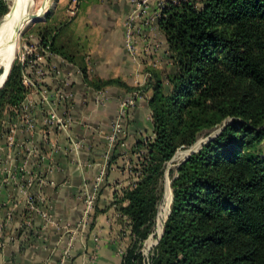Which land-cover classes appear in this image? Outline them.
Wrapping results in <instances>:
<instances>
[{"label": "trees", "instance_id": "16d2710c", "mask_svg": "<svg viewBox=\"0 0 264 264\" xmlns=\"http://www.w3.org/2000/svg\"><path fill=\"white\" fill-rule=\"evenodd\" d=\"M7 10L0 0V17ZM158 27L175 69L166 75L167 92L158 72L144 86L153 138L138 143V180L116 199L131 240L121 264H264V153L257 150L264 140V0L168 3ZM40 40L77 66L87 85L120 83L90 79L86 63L54 36ZM20 71L13 63L0 88V139L2 106L19 104L26 92ZM227 118L176 167L169 214L144 259L138 249L152 231L166 162Z\"/></svg>", "mask_w": 264, "mask_h": 264}, {"label": "crops", "instance_id": "0c3cea01", "mask_svg": "<svg viewBox=\"0 0 264 264\" xmlns=\"http://www.w3.org/2000/svg\"><path fill=\"white\" fill-rule=\"evenodd\" d=\"M82 1L77 0L75 12L80 11ZM134 6L130 0H87L85 14L89 22L86 26L95 36L89 45V56L84 57L88 60V77L118 79L120 83L103 87L107 100L100 104L97 99L102 94L84 82L80 70L66 59L56 60L62 68L61 75L70 81L73 95L67 132L57 133L46 127V159L50 163L49 159L53 158L54 166L43 189L46 204L39 205L43 209L41 214L27 206L19 188L5 177L8 169H0V241L3 243L0 264H121L116 238L125 235L122 229L126 230L127 221L120 218L112 222L109 205L114 190L118 186L130 187L133 181L128 184L136 160L135 145L153 134L148 89L141 97L131 96L135 101L122 116V129L105 163L104 136L111 129L118 100L131 95L137 70L138 63H134L124 45L123 25ZM160 33L167 49L164 35ZM136 44L140 47L143 41L138 39ZM138 56L136 62L145 59L141 52ZM173 71L174 65L169 72ZM57 110L64 109L58 106ZM74 142L76 148L71 144ZM53 143H57L58 150H51ZM129 163L130 169L126 167ZM101 170L104 177L98 183L95 207L88 223L70 235L63 228L80 220L82 203L78 191L82 185L93 188ZM68 240L73 242L68 256L64 257Z\"/></svg>", "mask_w": 264, "mask_h": 264}, {"label": "rangeland", "instance_id": "374dc122", "mask_svg": "<svg viewBox=\"0 0 264 264\" xmlns=\"http://www.w3.org/2000/svg\"><path fill=\"white\" fill-rule=\"evenodd\" d=\"M4 1L8 10L2 17H0V20L8 13L11 4L15 0ZM60 1H33L34 4L32 5L31 16L33 18H35L36 16L38 20L34 22L29 21L30 23L28 22L25 28L21 31L16 48L17 51H15L12 64H19V57L22 52L27 51L28 48L26 47L31 46V44L36 43L37 41L40 42L41 38L46 40L47 34L48 37L54 36L56 46L62 47L69 54L73 55L76 62L78 61V63H80L81 61H84L86 65H88V60L85 61L84 57L89 56V45L92 43L95 36L91 34V31L87 29L86 26V24L89 22L85 14L87 0H83L82 2H80V11L78 12H75L77 0ZM130 1L135 6L131 13L123 20L124 45L130 57L133 59V61H135L134 63L138 64L133 78L134 86L130 90L131 95L118 100L117 112L112 122L111 129L104 136L106 141L104 154L105 163L109 161L112 149L115 145L118 135L120 134V130L122 129V116L126 113V109L128 107H131L135 101L131 96H143V94H145V92L147 91L144 86L155 72H158L159 75H161L162 79L164 80V90L167 92L169 90V87L166 83V75L170 73L169 71L172 70V67L174 65L168 49H166L164 46L162 36H160L161 33L158 27V17L161 9L166 4L177 3L180 0ZM131 14H137V16L134 19L129 20ZM143 27H146V29H144ZM138 39L143 41V45L140 47L136 44V41ZM48 46L50 45L48 44ZM50 48L51 47H47L49 52L56 54ZM139 52H141V54L143 53V57H145V59H139L140 61L136 62L139 57ZM61 58L63 57L61 56ZM56 64L58 65V62H56ZM41 70H39L38 74L32 72L31 76H33L39 82L40 88L46 89L47 87L49 90H51L53 94L51 96V98H53L51 99L53 100L51 101V103L53 105L54 103H57L55 97L58 91L64 88V91L68 93L69 96L66 101L67 104H64L65 107H63V109L67 111V114L70 117L69 108L72 102L71 100L73 99V95L69 79L64 78V75H61L63 73L62 68H60V73L45 71L42 74ZM1 73L2 70L0 68V75ZM29 73L30 71H28V74ZM24 87L26 89V92L19 104L2 106V121L4 133L0 139V169H8L9 172H7L5 177L9 178L11 182H13L14 185L19 188V192L23 194V192L25 193L27 191L35 196V201L37 200L38 205L36 206V209L34 211L35 213L40 212L41 214V211L43 209L39 205L46 204V196L45 193H43V189L44 187H46V182L48 181V172L50 171V168L54 166L53 158L49 159L50 163L46 159V134L48 133L46 127L50 129L53 128V131L57 133H60L62 131H59L52 125H46L48 108H46L45 101L38 94L36 95L34 91L30 93V89L26 86ZM103 91V88L98 89L99 95L102 94L100 99H97V102H99L100 104H104V102H106L107 100L106 96L104 97L103 95ZM122 102H125L126 106L123 110H120V105ZM58 106L60 107L61 104H56V111L58 109ZM26 120H29V124H26ZM231 120L232 118L225 119L220 125L214 127L206 135H200L195 142L204 139L207 135L218 130L223 123L227 124ZM9 129H14V132H10ZM9 135L12 136L10 142L8 139ZM152 138L153 134L148 139ZM194 143L189 147L179 148L172 156V158L165 164L163 175V193L157 205V211L154 219V224L152 226V231L149 233L148 237L140 244L138 249V252H140L144 259L148 257L151 248L157 242V239L161 234L163 224L167 219V213L168 211H170V203L172 201H170L171 178L173 177V175H175L176 167L189 156H187L186 151L190 149L194 145ZM51 150H58L57 143H53ZM257 150L260 153H264V140H262V142L259 144ZM142 152V149H139L137 143L134 147V153L136 156L134 166L132 167L131 163L126 164V167H129L128 169H130L131 167L133 168L132 173H129L128 176L130 178L128 184L133 180L130 183V187H132L138 180L137 164L138 160L141 159ZM103 175L104 172L103 170H101L100 174H98L95 178L96 184L93 186V188L90 189V187H88L87 185H82V188L78 191V198L82 203L81 216L83 214L86 201L91 200L92 198L93 208L88 214L86 224L88 223L89 217L95 207V200L98 194V183L99 181L103 180ZM28 183H30L29 186ZM124 188L118 186L113 192L109 205L111 208V217H113L111 218L112 222L120 218H124L126 220L125 217H122L120 215L119 204L116 201L117 196L121 194ZM22 196L25 197L24 194ZM38 207H41L40 211L38 210ZM45 211L46 210H44V213L46 214ZM75 223H67L66 225H64L63 229L71 235L73 234V232H76L79 229V227H77V223ZM122 232L125 235H120V237L118 236L116 238V243L118 244L117 246H119L118 252L120 253L121 257L124 256L127 248L131 243L130 228L128 224L126 225V230L122 229ZM124 236H127L128 238H122ZM71 242L73 241L68 240L65 244L66 246L64 247L65 249L63 252L64 257H67L70 252ZM234 244L235 243L233 241L228 245V247H232L234 246Z\"/></svg>", "mask_w": 264, "mask_h": 264}, {"label": "built area", "instance_id": "2783aa9c", "mask_svg": "<svg viewBox=\"0 0 264 264\" xmlns=\"http://www.w3.org/2000/svg\"><path fill=\"white\" fill-rule=\"evenodd\" d=\"M136 16L137 14L136 15L131 14L129 17V20L134 19ZM26 48H28L27 51L21 53L19 57V62H18L19 65L21 66V82L24 86L30 89V93L34 91L36 95L38 94L45 101L46 108H48L47 117H46V125H52L56 127V129H58L59 131L67 132L70 117L68 116L67 111L65 109L64 111L58 112V110L56 111L55 106L57 103H60L62 107H65V105L67 104L66 103L67 98L69 96L68 93L64 91V88L62 90H59L55 97V100L57 101V103H54L55 105L54 106L51 103V101H53L51 100L53 99L51 98V96L53 95L51 90H49L47 87L46 89L40 88L39 82L33 76H31L32 72H35L38 74L39 70L41 69H42L41 70L42 74L45 71L60 73V68L56 64V60L58 58L60 59L61 56H59L58 54L49 52L47 47H45L38 41L36 43L31 44V46L26 47ZM28 71H30L29 74H28ZM125 106H126V103L122 102L120 105V110H123ZM26 124H29V120H26ZM9 131L14 132V129H9ZM8 139L10 142L12 139V136L9 135ZM72 144L76 148L77 144L75 142ZM29 185L30 183H28V186ZM26 192L25 193L23 192L25 196L24 197L25 202L30 209L35 210L38 202L37 200L35 201V196L33 194L29 192L26 193ZM92 208H93V204H92V198H91V200L86 201L83 214L80 220L77 222V227H79V230L83 229V227L86 225L88 214L92 210ZM2 244L3 243L0 241V245Z\"/></svg>", "mask_w": 264, "mask_h": 264}, {"label": "bare ground", "instance_id": "6f19581e", "mask_svg": "<svg viewBox=\"0 0 264 264\" xmlns=\"http://www.w3.org/2000/svg\"><path fill=\"white\" fill-rule=\"evenodd\" d=\"M34 0H15L8 13L0 20V84L14 58L21 31L33 21L31 9ZM29 22V23H30ZM171 197V193H170Z\"/></svg>", "mask_w": 264, "mask_h": 264}, {"label": "water", "instance_id": "95a60500", "mask_svg": "<svg viewBox=\"0 0 264 264\" xmlns=\"http://www.w3.org/2000/svg\"><path fill=\"white\" fill-rule=\"evenodd\" d=\"M36 20H38V18L35 16V18H34V20H33L32 22H34V21H36ZM12 62H13V60H12ZM12 62H11V64H10V67H9L8 71H7V74H6V77H5L4 81H3L2 84L0 85V88L2 87V85L4 84V82H5V80H6L7 76H8V73H9V71H10V68H11ZM225 125H226V123H223L222 126H221L218 130H216L215 132H212L211 134L207 135L204 139H201V140L195 142L194 145H193L190 149H188V150L186 151L187 156L190 155L191 153L197 151L198 148H199V146H200L201 144H204L205 142H207L208 140H210L213 136L217 135V134L220 132V130H221ZM170 189H171V188H170ZM171 200H172V189H171V199H170V201H171ZM168 214H169V211H168V213H167V216H168ZM167 216H166V218H167Z\"/></svg>", "mask_w": 264, "mask_h": 264}]
</instances>
